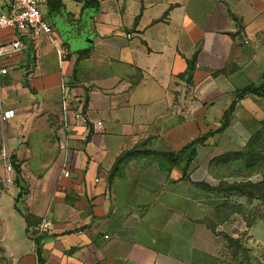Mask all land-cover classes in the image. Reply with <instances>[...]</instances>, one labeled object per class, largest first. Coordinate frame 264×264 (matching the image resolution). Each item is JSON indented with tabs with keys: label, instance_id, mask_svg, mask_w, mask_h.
<instances>
[{
	"label": "crops",
	"instance_id": "1",
	"mask_svg": "<svg viewBox=\"0 0 264 264\" xmlns=\"http://www.w3.org/2000/svg\"><path fill=\"white\" fill-rule=\"evenodd\" d=\"M41 9L67 56L60 64L46 35L25 34L30 46L0 87V109L15 111L3 131L0 121V142L22 170L21 185L16 172L8 183L0 159V264H236L226 235L264 244V215L247 225L241 210L264 214V203L229 188L263 174L215 164L243 151L264 120V97L236 95L264 74V0H46ZM64 80L88 125L65 129Z\"/></svg>",
	"mask_w": 264,
	"mask_h": 264
},
{
	"label": "built area",
	"instance_id": "2",
	"mask_svg": "<svg viewBox=\"0 0 264 264\" xmlns=\"http://www.w3.org/2000/svg\"><path fill=\"white\" fill-rule=\"evenodd\" d=\"M46 0H0V31L7 29L13 30V38L10 41L0 40V85L3 79L10 73L12 60L24 49L30 46L25 43L22 36L27 34L28 37L34 39L41 34L48 37L56 50V55L60 64H62L67 56L66 48L59 43L58 38L54 35L53 26L45 20L41 6ZM37 50L31 54V61L28 71L33 72L36 68ZM62 112L63 125L65 129L75 125H88L89 117L84 110L85 101L68 89L67 82H62ZM15 116L13 109H0V119L2 122L9 120ZM0 159L3 161L5 170L8 174L6 181L14 183L12 176L15 173L14 163L8 152L6 142L2 144L0 151ZM65 177L70 176V171L62 172ZM53 226L51 219L44 220L40 223V229H48Z\"/></svg>",
	"mask_w": 264,
	"mask_h": 264
},
{
	"label": "trees",
	"instance_id": "3",
	"mask_svg": "<svg viewBox=\"0 0 264 264\" xmlns=\"http://www.w3.org/2000/svg\"><path fill=\"white\" fill-rule=\"evenodd\" d=\"M250 94L258 95L260 97H264V74L262 75L261 82L259 84H250L246 88L237 91V98H243ZM236 108V101L233 102L231 107L224 114V125L218 130L223 131L230 123L231 117ZM207 139V135L202 136L196 139L194 144H203ZM264 143V120L261 121L260 127L254 132L250 140L248 141L245 149L243 151H236L232 153L226 154L224 157L216 160L215 164H224V162H235L240 161L243 164V167H247L249 169H260L262 167L261 163L264 161V147L261 145ZM136 151H129L123 154L118 158L114 169L112 170L111 175L113 176L118 168V166L128 157L134 155ZM170 157H173V154H169ZM12 161L14 163L15 172H16V181L19 185H21L22 181V170L20 164L17 163L15 158L12 157ZM257 172V171H256ZM263 174V179L260 182L252 183H241L237 185L230 186V190H235L249 198H257L264 203V170L258 171ZM23 186V185H22ZM23 188V187H22ZM22 196L20 192V197ZM212 228L215 227L212 225ZM226 239L230 243V249L233 257L235 258L238 254V250L243 245V242L240 238H234L230 235H226Z\"/></svg>",
	"mask_w": 264,
	"mask_h": 264
},
{
	"label": "rangeland",
	"instance_id": "4",
	"mask_svg": "<svg viewBox=\"0 0 264 264\" xmlns=\"http://www.w3.org/2000/svg\"><path fill=\"white\" fill-rule=\"evenodd\" d=\"M10 29H7L5 31H8ZM2 85V84H1ZM0 85V87H1ZM1 121V120H0ZM3 122L1 121V129L3 131ZM6 142V141H5ZM4 143V140H2L0 142V151L2 148V144ZM262 147H264V143L261 145ZM262 167L260 169H249L247 167H243L242 162H238L237 164L233 165V171H231V174L233 175H245V176H250L252 174H254L256 171H263L264 170V161L261 163ZM226 173H230V172H226ZM13 180H14V176H12ZM240 183H235L234 185H237ZM236 194H238L236 192ZM234 209V208H233ZM243 212H245L244 214H246L245 216V220H246V224L249 225L250 222H252L253 220H255L257 215H264L261 211H259L258 209L255 208H249V210L244 211L243 209H241ZM228 210H222L220 212V214H218V216L212 220V224L214 226H219L220 223L223 222V219L226 218L228 215L226 213H228ZM244 233V232H242ZM236 264H238L239 262L241 264H264V244H259V245H254L253 243L248 242V245H242L241 248L238 250V254L235 257Z\"/></svg>",
	"mask_w": 264,
	"mask_h": 264
}]
</instances>
